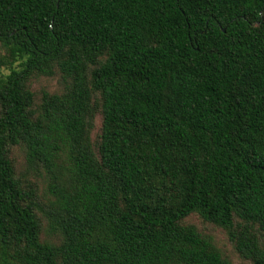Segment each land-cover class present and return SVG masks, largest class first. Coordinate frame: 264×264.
Listing matches in <instances>:
<instances>
[{"label": "trees", "instance_id": "16d2710c", "mask_svg": "<svg viewBox=\"0 0 264 264\" xmlns=\"http://www.w3.org/2000/svg\"><path fill=\"white\" fill-rule=\"evenodd\" d=\"M0 43V264H229L192 215L264 264V0H0ZM57 73L34 120L23 79ZM14 147L102 171L49 188L55 244Z\"/></svg>", "mask_w": 264, "mask_h": 264}, {"label": "rangeland", "instance_id": "374dc122", "mask_svg": "<svg viewBox=\"0 0 264 264\" xmlns=\"http://www.w3.org/2000/svg\"><path fill=\"white\" fill-rule=\"evenodd\" d=\"M8 57L6 49L0 43V61ZM19 62L14 64L18 66ZM10 64L2 66L0 70L4 74L10 72ZM24 86L34 94V103L30 107V115L34 120L43 121L51 115V105L47 103V98L54 95H62L66 91V83L60 74L52 77L28 75L23 79ZM102 117L96 114L92 140L96 141L100 134ZM10 161L15 171V177L19 184L34 193V204L39 220L43 224L41 240L45 244H55L59 241L58 233L51 227V207L54 199L50 196L49 188L52 185H62L63 183L79 182L82 179H95L101 175L102 171L95 169L86 176L74 174L64 164L54 167H45L41 163L30 162L26 159L20 148L14 147L10 152ZM187 224L193 225L200 233L205 248L210 252L219 254L229 264H254L252 256L248 253L240 252L230 240L229 230L225 227L203 221L199 216L192 215ZM243 229L254 230L249 223L242 224Z\"/></svg>", "mask_w": 264, "mask_h": 264}]
</instances>
